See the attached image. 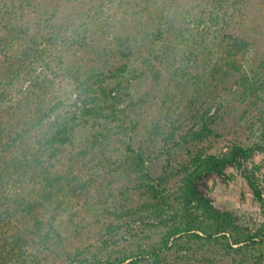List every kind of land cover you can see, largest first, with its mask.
<instances>
[{"label":"rangeland","instance_id":"obj_1","mask_svg":"<svg viewBox=\"0 0 264 264\" xmlns=\"http://www.w3.org/2000/svg\"><path fill=\"white\" fill-rule=\"evenodd\" d=\"M60 2L54 21L69 6L66 0ZM247 4L245 18L238 17L236 8L224 9L213 0L156 1L166 16L164 23L174 22L180 28L177 36L161 26V39L152 45L161 58L146 61L133 56L129 74L134 79L114 116L106 112L87 128L79 127L74 143L72 139L56 153L55 166L66 174L64 178L73 179L65 197L55 189L61 201L59 223H54L57 231L47 226L38 234L23 231L36 213L48 216L42 205L33 209L34 204L26 202L17 207L16 217L0 215V264H131L132 252L175 231L187 232L191 223L186 212L203 215L202 201L189 197L190 185L214 208L231 212L257 240L264 239V86L257 95L243 98L237 73L233 75L226 65L220 47L227 29L255 40L248 55H239L245 72L264 58V43L259 41V34L264 37V0H247ZM106 8L105 4V11L99 12L101 18L110 12ZM49 15L29 10L20 21L21 42L33 58L37 48L44 58H50V51L57 54L64 49L62 44L48 48L41 39L36 47L31 41L36 23L44 24ZM255 50L262 54L254 57ZM36 65L39 71L42 64ZM55 69L65 98L62 113L80 114L82 101L71 80ZM48 124L38 126L40 135ZM96 131L97 137L83 140ZM234 145L248 154L227 163L223 173L196 171L195 160L228 156ZM22 214L27 225L12 228ZM192 244L190 250L168 252L164 263L149 259L139 264H256L261 257L258 252L250 259L241 252L227 253L212 240L195 239Z\"/></svg>","mask_w":264,"mask_h":264},{"label":"trees","instance_id":"obj_2","mask_svg":"<svg viewBox=\"0 0 264 264\" xmlns=\"http://www.w3.org/2000/svg\"><path fill=\"white\" fill-rule=\"evenodd\" d=\"M66 1L69 4L67 12L54 21L62 7L60 0H0V215L9 219L16 217L17 207L28 205L26 202L33 203V209L45 206L48 216L46 213L45 216L42 213L41 217H37V213L33 215L34 222L23 230L29 233L36 231L38 234L39 230H46V226L57 231L54 223H59L57 211L61 201L57 200L59 195L55 189L58 187L63 197L71 193L73 179L64 178L66 174L55 166L54 158L60 147L69 144L72 139L74 143L79 127L87 128L89 122L102 119L106 112L114 116L123 96L129 94L134 79L129 74L133 56H140L146 61L153 57L161 58L160 54L155 55L152 48L161 39V28L168 26V32L176 36L180 29L174 22L164 23L166 16L163 9L156 5L157 0ZM213 1L223 5L224 9L236 8L239 10L238 17L248 18L247 0ZM105 4L110 12L101 18L99 12L105 11ZM29 10L50 13L44 24L41 21L36 23L31 40L34 46L40 45V39L48 48L62 44L64 49L61 48L59 53L50 51V58H44L37 48L33 58L31 50L25 48L21 42L24 29L20 27V21ZM16 33L20 37L16 38ZM222 37L221 51L230 71L233 75L237 73L236 84L242 89L240 95L243 98L257 95L264 86L261 79L264 58L259 57L258 65L249 72L244 71V64L239 58L240 54L241 57L248 55L251 46L256 44L255 40L250 39L252 36H240L227 29ZM259 38L264 43V37L259 34ZM134 39H137L136 46ZM262 52L256 53L255 50L254 57ZM37 62L42 64L39 71ZM54 67L71 80L73 91L82 101L80 114L75 111L69 112V115L62 113L65 98L61 97ZM27 81L29 83L25 85ZM46 122L49 123L46 131L40 135L38 126ZM93 127L90 124L89 128ZM12 133L20 138L11 136ZM97 133L90 132L83 140L97 137ZM80 145L83 143L80 142ZM66 153L70 154V150ZM247 154V149L234 145L228 156L208 155L195 160L196 171L223 173L227 163ZM137 157L141 163L144 162L140 152H137ZM254 189L260 196L259 189ZM11 190L15 193L10 195ZM22 191H26L24 195H21ZM188 191L190 198L200 199L204 204L205 211L201 212L204 216L186 212L191 223L187 232L175 231L144 249L132 252L134 254L128 256L134 257L131 264L149 259L164 263L168 252L190 250L195 239L212 240L227 253L241 252L247 259L253 252H258L261 257L255 263L264 264V239L257 240L256 234L238 224L231 212L220 211L206 198L199 197L195 185H190ZM25 219L22 214L18 224L12 228L27 225ZM39 236L44 237L42 234ZM41 241L47 246L46 240Z\"/></svg>","mask_w":264,"mask_h":264}]
</instances>
